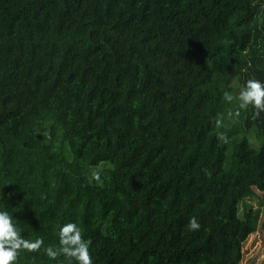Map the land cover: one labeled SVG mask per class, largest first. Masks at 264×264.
<instances>
[{"label":"trees","instance_id":"trees-1","mask_svg":"<svg viewBox=\"0 0 264 264\" xmlns=\"http://www.w3.org/2000/svg\"><path fill=\"white\" fill-rule=\"evenodd\" d=\"M249 78L264 0H0V208L44 241L15 264H76L45 251L68 221L93 264H240L264 112L223 93Z\"/></svg>","mask_w":264,"mask_h":264},{"label":"clouds","instance_id":"clouds-1","mask_svg":"<svg viewBox=\"0 0 264 264\" xmlns=\"http://www.w3.org/2000/svg\"><path fill=\"white\" fill-rule=\"evenodd\" d=\"M223 98L228 104L236 101L234 111L228 113L229 117L240 116V110L251 106L254 114L259 115L264 112V81L255 78L246 80L243 87L238 90L234 96L229 91H224ZM224 125V116L221 115L215 119V126L219 129ZM218 139L223 143L229 142V137L224 132L218 133ZM97 179L99 177L97 176ZM3 193H0V197ZM11 196V193H9ZM200 225L196 218L189 221L191 230L199 229ZM58 247L49 246L45 249L47 255L55 259L58 255L63 254L65 257L74 260L76 264H93L89 248L91 241L82 238V229L77 223L68 221L58 228ZM44 243L42 238L28 240L21 234V229L13 220V214L6 209L0 208V264H15L20 250L34 252Z\"/></svg>","mask_w":264,"mask_h":264},{"label":"rangeland","instance_id":"rangeland-1","mask_svg":"<svg viewBox=\"0 0 264 264\" xmlns=\"http://www.w3.org/2000/svg\"><path fill=\"white\" fill-rule=\"evenodd\" d=\"M257 208L260 212L258 227L251 233L242 246L240 264H264V193L253 189L252 193L243 197L237 207V213L242 216L250 209Z\"/></svg>","mask_w":264,"mask_h":264},{"label":"bare ground","instance_id":"bare-ground-1","mask_svg":"<svg viewBox=\"0 0 264 264\" xmlns=\"http://www.w3.org/2000/svg\"><path fill=\"white\" fill-rule=\"evenodd\" d=\"M158 91V90H157Z\"/></svg>","mask_w":264,"mask_h":264}]
</instances>
